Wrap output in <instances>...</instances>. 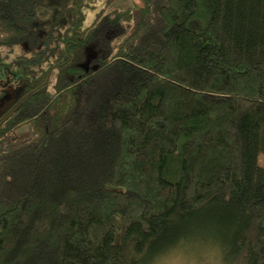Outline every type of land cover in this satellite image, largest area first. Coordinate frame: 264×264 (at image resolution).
Returning a JSON list of instances; mask_svg holds the SVG:
<instances>
[{"label":"trees","instance_id":"1","mask_svg":"<svg viewBox=\"0 0 264 264\" xmlns=\"http://www.w3.org/2000/svg\"><path fill=\"white\" fill-rule=\"evenodd\" d=\"M113 1L9 60L44 2L0 0V264H264V0Z\"/></svg>","mask_w":264,"mask_h":264},{"label":"rangeland","instance_id":"2","mask_svg":"<svg viewBox=\"0 0 264 264\" xmlns=\"http://www.w3.org/2000/svg\"><path fill=\"white\" fill-rule=\"evenodd\" d=\"M109 0H43L44 7L37 10V25L31 29L29 36L16 46L7 48L8 59L18 56H30L35 51L47 48L52 57H56L64 45V40L75 31L82 32L95 19ZM117 8H128L135 17L138 16L139 0H114ZM52 38L45 44V35ZM88 48L77 49L73 55L80 57L78 64L85 66ZM6 96L0 100V114L12 103L14 97L21 92L20 87L13 84L10 88L5 81L0 82ZM258 164L264 167V155L258 156ZM213 237L199 238L184 248L160 257L154 264H222L223 252Z\"/></svg>","mask_w":264,"mask_h":264}]
</instances>
